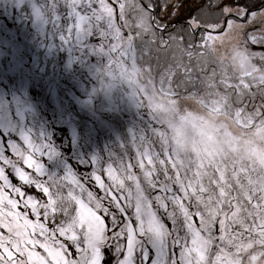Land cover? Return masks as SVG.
<instances>
[{
  "label": "snow or ice",
  "instance_id": "1",
  "mask_svg": "<svg viewBox=\"0 0 264 264\" xmlns=\"http://www.w3.org/2000/svg\"><path fill=\"white\" fill-rule=\"evenodd\" d=\"M182 6L71 0L62 39L94 40L148 124L87 178L0 154V264H264V3Z\"/></svg>",
  "mask_w": 264,
  "mask_h": 264
},
{
  "label": "rangeland",
  "instance_id": "2",
  "mask_svg": "<svg viewBox=\"0 0 264 264\" xmlns=\"http://www.w3.org/2000/svg\"><path fill=\"white\" fill-rule=\"evenodd\" d=\"M23 1L24 0H0V15H4V16L9 15L8 17L14 15L12 12L2 13V11H4L6 6L11 3H15L19 8L23 4ZM61 1L62 0H59V2ZM189 1L190 2L192 1L191 3L194 4L193 0H189ZM37 2H39V4H38V13L35 6V10L37 13L35 14V19L37 18L36 22L33 21L31 24L19 22L20 24L19 33L15 32L12 28L10 30H7L10 23L0 22V64L2 65L5 63V67L7 69H10L11 66L16 65L17 63L22 64V62H20L18 59L19 56H21L23 52L27 50L26 47L27 43H32L33 45H35V48L38 51H40L42 50V48H44V45L47 42L46 37L48 36V32L47 29H45L47 28L46 23H44V21L46 20L45 13L43 14V18H42L40 11L41 10L45 11L46 10L45 6L52 5L54 0H37ZM171 3L177 4L180 2L179 0H171ZM191 3L188 2L183 3L184 6H182V8L180 9L179 18L173 19L171 21V24L175 25L178 23H182L184 18H187L188 13L190 12L192 13L193 10L192 6L195 5H192ZM53 6H55V4H53ZM168 11L173 12L174 10L170 6L168 8ZM18 14L19 13L17 12L16 15ZM161 16L164 17V14L161 13ZM28 35H30L32 38L25 40L24 37ZM51 36L52 35L49 34L50 38ZM19 37L21 39H19ZM91 40L92 39L89 38L88 41ZM94 45L95 44L87 43L86 45L83 46V48H88L89 55L93 58V61L91 63L92 65H88L89 80L91 81V84L82 87V94L80 95L79 98L80 100L76 101L79 104L78 108L75 109L72 108L71 110V108L69 107V103H67V105L65 104L64 106H65V110L70 109L69 112L71 113V117L73 118L71 119V117L69 116L71 122L74 125V126L71 125L72 128L71 133L73 135L75 134L73 129H75L74 127L77 128V124H78L80 126L79 130H81L80 131L81 136L89 137V139L97 138L98 134L100 133V130L101 131L107 130L108 132L107 134H109L107 136L108 139H110L112 135L116 137L117 139L116 143L113 142L112 144H110V142L104 143V146L106 148L105 150H107L108 152V158H110L108 162L105 161L107 164L109 162H113V159L115 157L122 155L121 146L122 145L125 147L129 146V142L134 132H139L142 129L146 130V126L148 124V114L145 112L144 109L137 107L135 100L131 96V89L128 87L126 83L117 84L113 88H109L107 86L109 81H107L103 75V69L105 66H102V63H107V61L105 58L93 54L91 49ZM51 46L53 47V45ZM59 52H61V50H59ZM70 52H71V48H70ZM158 55L160 57L161 62L164 63L170 58L171 52L161 51L160 53H158ZM71 60L73 61V57L72 58L70 57L68 59L65 68L69 66ZM99 63H101V67ZM30 72L31 71L29 70V73ZM52 75L44 76L45 77L44 79H46L47 81H52L53 79L57 80V78L55 77L52 78ZM47 84L50 86L52 85L50 84V82H47ZM7 94L8 91H6L5 89L4 95L1 94L0 96V127L3 130L4 129L12 130L16 126H18L17 122L14 121L13 119L14 117H16L21 124L23 123L21 121L23 117V111L21 109V106H19V102L15 98L11 97L10 102H7V100L3 102V97L7 96ZM64 95L67 94L64 93ZM36 96L37 95L34 93L32 97L35 98ZM23 103L25 104L27 103V101ZM35 105L37 108L40 105V103H36ZM27 107L29 106L26 104L25 109H27ZM32 109L34 110L33 106ZM74 113L78 114L79 117H82V123L76 122L74 120L75 119ZM87 122H89L93 126L89 128ZM96 124L98 126L95 128ZM99 162L101 164L105 163L102 162V160H99Z\"/></svg>",
  "mask_w": 264,
  "mask_h": 264
},
{
  "label": "flooded vegetation",
  "instance_id": "3",
  "mask_svg": "<svg viewBox=\"0 0 264 264\" xmlns=\"http://www.w3.org/2000/svg\"><path fill=\"white\" fill-rule=\"evenodd\" d=\"M64 1L68 3V0H62L61 2H59V0H54L52 5L45 6V11H40L42 18L43 14L45 13L46 20L44 21V23H46L47 26V28H45L48 32V36L46 37L47 40H54V38L57 39L59 37V30H63L62 36L65 35V30L68 28V24H70L67 17V15L69 14L68 12H70L69 6L68 4L64 5ZM38 4L39 2H37V0H24L23 4L19 8L15 3L8 4L5 10L3 9L4 11H2V13L12 12L14 15H11L10 17H8L9 15H0V22L10 23L7 30H10L12 28L15 32L19 33V22L29 24H31L33 21L36 22L37 18L35 19V14L38 13ZM53 4H55V6H53ZM35 6L37 9V13L35 10ZM17 12L19 13L18 15H16ZM60 24H62V26H60ZM65 24L66 28L64 26ZM49 34L52 35L51 38L49 37ZM30 38H32L30 35L24 37L25 40ZM19 39L21 38L19 37ZM52 40L48 42V48L46 47V50L48 51L47 57H45L43 49L38 51L36 48H33L32 56L30 58V64H28L27 66H29V70L33 72L34 80L33 82L28 81V84L30 87L34 86L33 90L30 92L33 96L34 93H37V88L39 89L42 86V81L45 78L44 76H51L53 73L52 78L55 77L57 78V80L53 79L52 81H47L46 79H44V81L50 82V84H55L51 85V87L56 86V88H59V93L61 94L58 97L51 95L48 98V102L51 103L52 101H58L62 103L64 101L63 98L65 100L69 99V75H71L72 78L75 79L74 83L82 85L84 78L83 74L87 70L81 73L83 71V68H81V70L77 69L74 72H71V70H69V66L65 68V65L67 64L66 62H68V59L66 58L67 54L66 52H64L66 48H53L51 46ZM62 45L63 44L61 42V46ZM59 50H61V52H59ZM43 59L45 62L43 61ZM15 66L16 65H13L10 69H7L5 67V63L2 65L0 64V96L1 94L4 95L6 89V91H8V94L7 96L3 97V102L5 100H7V102H10L11 97L15 98L19 102V106H21V109L23 111V117L21 120L23 123L21 124L19 120L14 117L13 119L17 122L18 125L14 129L3 130L0 127V154H4L6 151L12 150L13 145H15L16 148H20L21 150H23L22 146H25L28 143V140H30L35 148L41 149L45 153L40 162L43 165L44 176L48 178L49 182H51L52 180H62L65 176L71 173V170V174L75 175L76 177L87 178L84 174L85 172L89 173V176H91L96 171V167L92 165L90 161L87 160V158L83 159L84 161L82 160L81 163L73 161L69 158V154L71 152V140L69 139V133H71V125H73V123H70L69 120L70 112H66L64 107L62 106V117L56 121V125L52 124L50 126V130H52V132L49 134L48 130L45 131V129L43 128L45 125H43V123L39 124L38 119L34 118V116L38 114L40 109H38L37 112L34 111L30 106L31 103L28 102V94H21L24 84H19L20 82H18L17 80L13 82L9 79L15 69ZM39 82L41 84L40 87H38ZM65 92L67 93V95L63 94ZM80 95L81 93L78 92L76 98L79 99ZM43 98H46V96H36L35 98L32 97L30 99L34 102H39V100H43ZM22 99H24V101H22ZM25 101H27V103L24 104L23 102ZM26 104L30 106L29 109H25ZM74 128L75 129L73 130L76 136V132H78L79 129L77 130L76 127ZM39 131L43 132V139L39 137V140H37ZM60 151L62 153L66 151L67 153L66 156L62 159V155L59 154Z\"/></svg>",
  "mask_w": 264,
  "mask_h": 264
},
{
  "label": "trees",
  "instance_id": "4",
  "mask_svg": "<svg viewBox=\"0 0 264 264\" xmlns=\"http://www.w3.org/2000/svg\"><path fill=\"white\" fill-rule=\"evenodd\" d=\"M157 2H159V0H157ZM179 2H181V0H179ZM185 2L191 3L192 1L190 2L189 0H183V3H185ZM193 2H194V4L193 3H191V4L195 5V6H192L193 7L192 13L190 12V13H188V15L199 12L200 6L203 3H205V0H193ZM241 2L242 3H248L250 10L255 11V9L260 7L261 3H264V0H241ZM65 4H68L69 10H70V12H68L69 14L67 15L68 20L70 19L68 21L70 24H68V28L65 30V34H66L68 32V30L73 27L74 18L72 15L71 0H68V3L64 1V5ZM186 6H187V4H186ZM184 8H186V7H184ZM157 11L159 12V9H157ZM60 12H61V10H60ZM60 26H62V24H60ZM64 26L66 28V24ZM69 26H70V28H69ZM62 34H63V30H59V37L57 39L54 38V40L52 41L53 48H58V49L61 47L66 48V50H64V52H66V54H67L66 58L69 59L70 57L71 58L73 57V61L71 60V63L70 64L68 63L69 64V70H71V72H74L79 68L80 69L83 68V71L81 73H83L85 71V69L87 70L83 74L84 78H83V84L82 85H78L77 83H74L75 79L72 78L71 75H69L70 86L68 87V90H69L68 91V96H69L68 100H65L63 98L64 101L62 103H60L58 101H52L51 103L48 102V98L51 95L58 97V96H60L61 93H59V90H60L59 88H56L55 86L51 87L44 80L42 81V83H43L42 86L39 82L38 87H40V86L41 87L39 88L40 90H38V88H37L36 95L39 97L40 96H46V98H43V100H39L40 102H34L30 99V98H32V95L30 92L33 90L34 86L30 87L28 84V81L33 82L34 77H33V72L29 73L30 67L27 65L30 64V58L32 56V50H33V48H35V45H33L32 43L25 42V43H27L26 44L27 50L25 52H23V54L21 56H19V59H18L20 62H22V64H19V63L16 64L15 69H14L11 77L9 78L13 82L15 80H17L18 82H20L19 84H21V83L24 84V86L22 87L23 90H22L21 94L22 95L28 94V97H29L28 102L31 103L30 104L31 107L32 106L34 107V111L37 112L38 109H40L38 114L35 115L34 118L38 119L39 124L43 123V125H45L43 128L45 129V131L48 130L49 134L52 132V130H50V126L52 124L56 125V121L62 117V114H63V112H61L62 106L65 109L64 105L65 104L67 105V103H69V107L71 108V110H72V108L73 109L78 108L79 104L76 101L80 100V99L76 98L77 93L80 92L82 94V87L91 84V81L89 80L88 65H92L91 63L93 61V58L89 55L88 48H83V46L86 44L83 41H73L71 43H65L64 40L62 39V37L64 36V35L62 36ZM49 41L50 40L48 39L46 42L47 45L45 44L44 45L45 47L42 48L43 53L45 54V57H47L48 51L46 50V47L48 48V46H49L48 42ZM61 42L63 44L62 46H61ZM87 43L95 44L96 42L94 40H91V41H88ZM70 48H71V52H70ZM72 50H73V52H72ZM43 61H44V59H43ZM105 64L106 63H102V66H105ZM99 65L101 67V63H99ZM52 85H54V84H52ZM65 94H67V93L65 92ZM22 101H24V99H22ZM42 101H44V103ZM36 103H40V105L37 108L35 105ZM30 106L27 107V109H29ZM65 111L69 112L70 109L65 110ZM70 117H71V113H70ZM71 119H73V118L71 117ZM71 119L69 118L70 123H72ZM74 120L76 122L82 123V117H79L78 114H75ZM87 123H88L89 128L91 126H93L89 122H87ZM97 126L98 125L96 124L95 128ZM77 128L80 129V126L78 124H77ZM99 130H100V128H99ZM80 131L81 130H78V132H76V136H75V134L72 135V133H69V139L71 140L70 141L71 152L69 154V158L71 160L79 162V163H81L83 159L87 158V160H89L90 163L94 166L96 165V163L99 162V160H102V162H105V161L108 162L110 158H108V152H107V150H105L106 148L104 146V143H106V142H110V144H112V142L116 143V141H117L116 137L114 135H112L110 137V139H108L107 136L109 134H107L108 133L107 130H104V131L100 130V133H99L100 135L98 134L97 138H94V139L90 138L89 139V137L81 136ZM70 132H71V130H70ZM42 134H43V132L39 131L37 140H39V137L43 139ZM59 154L62 155L61 156V159H62L66 156L67 153H66V151H64L63 153L60 151ZM106 162L104 164H106ZM84 174L86 177H89V173L85 172Z\"/></svg>",
  "mask_w": 264,
  "mask_h": 264
}]
</instances>
